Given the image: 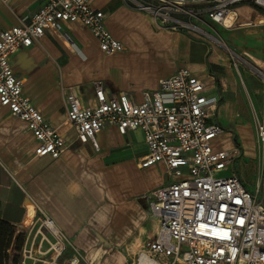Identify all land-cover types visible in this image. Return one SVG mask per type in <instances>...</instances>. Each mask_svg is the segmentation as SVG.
<instances>
[{
	"label": "crops",
	"instance_id": "0c3cea01",
	"mask_svg": "<svg viewBox=\"0 0 264 264\" xmlns=\"http://www.w3.org/2000/svg\"><path fill=\"white\" fill-rule=\"evenodd\" d=\"M40 6V0H0V32L29 22ZM92 6L105 13V25L124 45L123 52L105 55L89 28L68 22L62 31L47 30L38 42L10 58L23 83L24 97L69 148L57 159L35 157L37 140L26 122L0 106V220L16 228L14 244L6 238L0 241V264H20L25 241L38 243L47 234L41 228L44 217L52 219L74 247L84 255L89 253L92 264H103L101 258L133 264L157 235L159 222L150 215L148 196L173 178L162 164L140 167L148 154L141 130L121 135L108 126L96 136L98 150L91 143L78 142L67 121L66 88H73L88 107L97 105L93 84L98 81L104 83L108 95L129 93L141 102L143 93L156 91L161 80L184 67L220 98L214 121L222 126L219 111L229 119L231 129L219 136H226V146L219 147L217 137L214 149L239 147L242 158L245 154L256 158L255 147L243 141L247 124L239 119L244 110L256 107L254 98L260 92L253 89L248 74L231 63L226 46L243 57L263 61L264 9L241 4L233 11L232 26H203L226 31L239 24V29L226 31L217 41L212 34L207 40L160 30L149 15L124 0H92ZM262 65L257 66L264 71ZM262 172L263 166L261 179Z\"/></svg>",
	"mask_w": 264,
	"mask_h": 264
},
{
	"label": "built area",
	"instance_id": "2783aa9c",
	"mask_svg": "<svg viewBox=\"0 0 264 264\" xmlns=\"http://www.w3.org/2000/svg\"><path fill=\"white\" fill-rule=\"evenodd\" d=\"M40 1L29 22L0 32V106L26 122L37 140L35 157L57 159L69 145L24 97L11 56L38 42L49 29L62 31L68 22L89 28L107 56L123 52L124 45L109 32L105 13L95 9L92 0ZM124 1L149 15L160 30L207 38L213 36L203 26L226 28L225 20L237 6L264 9V0ZM93 86L95 107L83 105L73 88L64 90L67 121L75 129L76 140L98 150L96 136L108 126L121 135L141 130L148 154L140 167L162 164L173 178L148 196L158 232L133 264H264V172L255 192L245 187L237 173L223 175L242 152L239 147L214 149L213 142L224 128L214 121L220 98L210 94L207 84L181 67L161 80L156 91L143 93L141 102L129 93L108 95L103 82ZM258 128L259 142L264 144V125L259 123ZM41 228L47 234L38 243L25 241L20 264H89L52 219L44 217ZM68 251L71 255L64 258Z\"/></svg>",
	"mask_w": 264,
	"mask_h": 264
},
{
	"label": "rangeland",
	"instance_id": "374dc122",
	"mask_svg": "<svg viewBox=\"0 0 264 264\" xmlns=\"http://www.w3.org/2000/svg\"><path fill=\"white\" fill-rule=\"evenodd\" d=\"M236 29H239L238 23H236L232 29H226V31L233 32ZM206 30L210 32V34H212L213 36L218 37V40L219 38L222 39L223 37L227 35L226 31L222 27H219V26H216L215 29L206 27ZM205 39L209 40L206 37ZM210 41L212 43H215L212 40ZM229 50L233 52L234 56L233 54L229 52ZM226 52L229 55L231 63L235 66L238 65L241 71H244L248 74L249 79L251 80L253 84V89L256 91H259L260 93L258 94L259 96L258 98H254L256 109L253 106H251V108L248 106L249 108L246 109V111L244 110L242 112L241 117L239 119V121H241L242 123L247 124V126L245 127V132H244L247 134V136L244 137L243 141L245 144L253 145L255 147V154H256L255 157L256 158L247 156V154H245L243 158L241 157V158L235 159L232 165L223 173V175L227 176V175H231V173H237L238 176H240L245 187L249 191L255 192L259 179L262 180L261 173H260L262 166H263V172H264V155H263L264 144L262 142H259V137H258L259 123L264 125V80L252 69V67H256L260 69L259 66L257 65L261 66L262 62H264V59L263 61H261L260 59L251 58L250 56H248L250 58L249 60L248 57L247 58L245 57L247 55L243 57L241 54H238L237 52H235L228 46H226ZM239 59L245 61L246 63L242 62ZM251 61H254V63H257V64H254ZM260 70L264 73L262 69ZM218 120L220 121V123L222 124V127L225 129L226 132L227 130L231 129V127L228 124V121H229L228 117H226L220 111L218 113ZM224 138H226V136H222L217 139L219 143V147L221 148L226 146V139ZM235 145H238V141H235ZM250 161H252L253 164L248 163ZM262 195H263V192H260L259 196L262 197ZM70 255H71V252L68 251L64 258H67ZM84 256H85L86 261L89 264H92V258L90 257L89 253L85 251ZM100 260H103V264H114L113 259L110 261H106L104 258H101Z\"/></svg>",
	"mask_w": 264,
	"mask_h": 264
},
{
	"label": "trees",
	"instance_id": "16d2710c",
	"mask_svg": "<svg viewBox=\"0 0 264 264\" xmlns=\"http://www.w3.org/2000/svg\"><path fill=\"white\" fill-rule=\"evenodd\" d=\"M15 234L16 228L9 225L8 223L0 220V241H3V238L7 239V243H15ZM18 241H16L17 243Z\"/></svg>",
	"mask_w": 264,
	"mask_h": 264
},
{
	"label": "bare ground",
	"instance_id": "6f19581e",
	"mask_svg": "<svg viewBox=\"0 0 264 264\" xmlns=\"http://www.w3.org/2000/svg\"><path fill=\"white\" fill-rule=\"evenodd\" d=\"M234 20H235V13L232 11V12L229 13L228 17L225 20L226 27L232 26ZM263 80H264V76H263ZM142 264H151V263H148V262L145 261Z\"/></svg>",
	"mask_w": 264,
	"mask_h": 264
},
{
	"label": "water",
	"instance_id": "95a60500",
	"mask_svg": "<svg viewBox=\"0 0 264 264\" xmlns=\"http://www.w3.org/2000/svg\"><path fill=\"white\" fill-rule=\"evenodd\" d=\"M238 58V57H237ZM239 60H241V59H239ZM252 69L261 77V78H263V76H264V74H263V72H261V71H259L257 68H255V67H252Z\"/></svg>",
	"mask_w": 264,
	"mask_h": 264
}]
</instances>
